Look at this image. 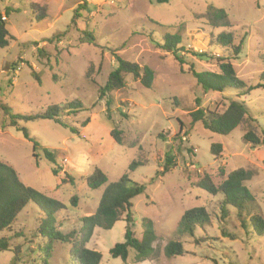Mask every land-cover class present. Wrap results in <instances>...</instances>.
Wrapping results in <instances>:
<instances>
[{
	"label": "rangeland",
	"instance_id": "rangeland-1",
	"mask_svg": "<svg viewBox=\"0 0 264 264\" xmlns=\"http://www.w3.org/2000/svg\"><path fill=\"white\" fill-rule=\"evenodd\" d=\"M84 2L74 25L75 10ZM33 3L46 4L47 21L35 19ZM210 5L226 11L236 45L245 39L233 66L247 86L255 87L264 72V0H0L2 10H16L6 21L10 46L0 52V161L11 164L24 184L64 204L55 214L58 231L78 234L82 218L96 212L105 186L91 190L86 182L96 167L115 182L133 161L142 163L130 174L132 182L145 186L132 201L134 231L141 238L142 220H152L157 236L153 250L142 262L136 261L134 249L127 261L113 258L110 250L125 241L127 223L120 220L110 230L96 228L86 245L101 254L100 264H264V236H257L250 223L244 229L237 208L224 205L223 195L194 186L205 173L220 183V168L226 173L245 168L253 173L246 186L264 213V144L254 147L243 140L248 127L264 135V88L241 97L234 89L203 94L190 72L191 67L219 72L216 60H201L195 53L232 54L215 42L228 30L208 23ZM86 31L93 33L94 43L81 41ZM166 33L181 35L183 64L159 47ZM116 56L152 68V87L144 88L128 76L123 89L100 99L99 89L117 67ZM196 98H201L202 108L217 113L231 101H243L255 122L248 120L228 135L210 132L192 122ZM71 103H80L82 110H63L65 126L53 120L21 122L32 141L9 126L1 108L14 115L33 114ZM114 129L122 133L121 144L111 135ZM212 144L222 145L219 157L211 154ZM45 150L54 154L58 176ZM167 153L175 167L155 178ZM195 207H205L211 220L197 225L192 236L182 233L179 223L184 212ZM43 218L30 202L11 229L0 233V238H10V250L0 253V264H46V259L48 264H73L71 243L53 241L47 257L49 238L38 232ZM172 240L183 244V255L166 256Z\"/></svg>",
	"mask_w": 264,
	"mask_h": 264
},
{
	"label": "trees",
	"instance_id": "trees-1",
	"mask_svg": "<svg viewBox=\"0 0 264 264\" xmlns=\"http://www.w3.org/2000/svg\"><path fill=\"white\" fill-rule=\"evenodd\" d=\"M168 1L157 0L158 3H166ZM85 6L86 3L84 2L75 10L72 24H76L78 11L84 9ZM31 9L35 19L38 21L44 20L48 16L46 5L41 6L40 4L33 3ZM14 12L16 10L12 7H5L3 10L0 8V52L10 46L12 37L7 29L6 21ZM3 16L6 17V20H3ZM206 18L213 28H225L228 30V32L218 34L215 42L223 49H230L232 54L214 57L206 53H195V56L201 60H216L219 67V72H198L191 67V75L196 80L197 85L201 87L203 94H208L209 92L222 93L227 89H234L238 91V97H241L249 95L254 88H264V72L261 73L255 87L247 86L236 74L233 61L239 59L245 39H242L238 45L235 44V36L232 31L233 25L230 23L226 11L210 5ZM82 35L81 41L83 43L91 44L95 42L93 33L86 31ZM181 44L182 37L180 34L166 33L163 38V44L158 45L165 51L171 52L176 60L183 64L184 57L179 53L184 49ZM39 52L42 53L40 50ZM115 60L117 67L110 73L105 86L101 87L98 91L100 99L112 91L123 89L126 86V77L128 76H132L134 80L139 81L144 88L150 89L152 87L155 79V72L152 68L123 60L118 56L115 57ZM31 69L33 75L38 79L33 68ZM201 101V98H196L198 108L190 114L192 122L202 123L205 129L215 134L228 135L237 127L246 124L248 120L255 122L249 114L246 103L243 101H231L223 113L202 108L200 105ZM1 108L5 118L9 120V126L15 128L17 131H21L29 141H32L29 131L22 126L21 122L26 123L40 119L53 120L65 126L60 119L63 110L71 113H77L82 110L80 109L82 108L80 103H71L67 106L63 104L52 105L33 114L14 115L9 112L6 106L2 105ZM121 134V131L117 129L111 132L112 137L120 144L122 143ZM243 140L245 143L257 147L264 144V135L261 138L252 128L248 127L244 133ZM36 149L37 144L35 143L34 150ZM210 151L214 157H219L223 152L222 145L212 144ZM45 154L48 160L55 165L53 173L55 176H58L60 171L54 154L49 150H45ZM141 165V162L133 161L128 167L127 172L115 182H109L107 175L96 167L93 173L86 178L87 185L91 190H97L105 186L96 212L93 215L82 218L79 235L76 232L64 235L58 231L55 219V214L65 209L64 204L24 184L20 175L11 164L0 161V233L10 230L18 215L30 202H33L45 215V218L40 221L38 232L42 237L49 238V243L47 244L48 251L46 252L48 258L51 252L50 244L53 241H59L73 245L75 249V253L72 254L73 264H100L102 259L101 254L88 249L86 245L92 239L96 228L110 230L116 222L124 220L127 223L124 235L125 241L116 244L110 250L111 256L127 261L129 250L134 249L136 251V261H145L153 250V243L156 241L157 236L154 222L146 218L142 220L143 231L141 238H138L134 231L135 220L132 212V201L145 191V186L132 182L130 174ZM174 167L175 164L172 156L167 153L163 167L156 172L155 178L166 175ZM219 176L222 181L215 183L212 177L205 173L196 180L194 186L213 196L223 195L224 205L237 208L241 226L247 230L250 223L257 236H264V213L246 186V182L253 177L252 171L239 168L226 173L223 168H220ZM70 180L72 181L71 177ZM62 182H65L64 178L61 180ZM76 201L77 197L75 196L73 202L75 203ZM226 216V211L223 210L222 218L225 219ZM210 220L211 216L205 207L188 209L181 217L179 223L180 231L193 236L194 228L197 225H204L210 222ZM15 236L19 235L16 234ZM9 240L10 238H0V253L10 250ZM16 250L18 251V249ZM184 253L185 250L180 241L172 240L165 248V254L168 258L180 256ZM45 262L48 264V259Z\"/></svg>",
	"mask_w": 264,
	"mask_h": 264
},
{
	"label": "crops",
	"instance_id": "crops-1",
	"mask_svg": "<svg viewBox=\"0 0 264 264\" xmlns=\"http://www.w3.org/2000/svg\"><path fill=\"white\" fill-rule=\"evenodd\" d=\"M45 5H46V4H45ZM48 17H49V15L47 16V18H46V19H44V20H42V21H47Z\"/></svg>",
	"mask_w": 264,
	"mask_h": 264
},
{
	"label": "built area",
	"instance_id": "built-area-1",
	"mask_svg": "<svg viewBox=\"0 0 264 264\" xmlns=\"http://www.w3.org/2000/svg\"><path fill=\"white\" fill-rule=\"evenodd\" d=\"M3 20H6V17L5 16H3ZM195 151H197V150H195Z\"/></svg>",
	"mask_w": 264,
	"mask_h": 264
}]
</instances>
